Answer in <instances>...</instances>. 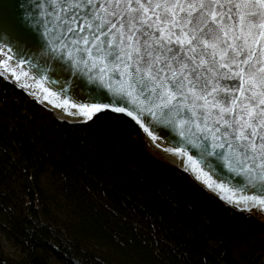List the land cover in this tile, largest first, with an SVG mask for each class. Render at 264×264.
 Returning <instances> with one entry per match:
<instances>
[{
	"label": "trees",
	"instance_id": "16d2710c",
	"mask_svg": "<svg viewBox=\"0 0 264 264\" xmlns=\"http://www.w3.org/2000/svg\"><path fill=\"white\" fill-rule=\"evenodd\" d=\"M264 264V222L110 111L70 124L0 77V264Z\"/></svg>",
	"mask_w": 264,
	"mask_h": 264
},
{
	"label": "snow or ice",
	"instance_id": "6c2138e0",
	"mask_svg": "<svg viewBox=\"0 0 264 264\" xmlns=\"http://www.w3.org/2000/svg\"><path fill=\"white\" fill-rule=\"evenodd\" d=\"M39 5L53 50H66L69 58L78 57L77 65L98 70L114 98L81 105L69 115L88 120L103 110L124 113L149 136L146 115L169 124L181 117V136L187 127L196 139H210L214 150L226 149L216 155L240 186L217 182L181 149L186 170L225 202L264 211V0H39ZM5 51L11 49L0 45V54ZM8 60L0 55L5 69ZM13 76L22 78L15 70ZM248 188L257 194H245Z\"/></svg>",
	"mask_w": 264,
	"mask_h": 264
},
{
	"label": "water",
	"instance_id": "95a60500",
	"mask_svg": "<svg viewBox=\"0 0 264 264\" xmlns=\"http://www.w3.org/2000/svg\"><path fill=\"white\" fill-rule=\"evenodd\" d=\"M42 17L43 11L39 0H3L2 7H0V21H2L0 45L5 50L11 49V52L5 51L0 55L4 60H8V56L11 55L12 59L8 60L7 69L0 61V73H3L0 77L49 111L55 119L70 124L86 123L98 113L88 120L82 115H69L68 113L78 112L81 105L108 103L114 98L105 87V83L100 81L98 70L89 71L90 66L77 65L75 61L78 57L69 58L66 50H53L49 44L50 37L45 33ZM20 64L22 68L17 67ZM13 70L17 76L22 77L20 81L14 78ZM24 73H27V76H24ZM24 83L28 84L29 88L20 86ZM45 89L47 91H44ZM33 92L36 95H33ZM44 96L48 99H43ZM64 100H68L69 104L56 107L57 104L63 105ZM72 104L77 107L71 108ZM119 114L126 116L136 125L146 146L156 156L185 172L199 187L216 197L224 205L236 211L251 214L264 222V211L256 208L243 210L241 207L220 199L218 194L195 178L190 168L186 170L187 156L178 154L181 149L186 151L193 160L199 162L204 171L210 172L217 182L239 187L240 185L237 184L239 178L230 172L225 161L216 155L217 152L226 151V149L214 150L210 139L207 142L196 139L187 127L184 129L185 135L181 136L178 126V120L181 117H175L174 122L169 124L146 115L145 127H148L152 133L149 136L131 117L124 113ZM190 140L201 144V147H193L189 143ZM245 194L256 195L257 193L248 188ZM29 263L47 264L42 254L33 247H31Z\"/></svg>",
	"mask_w": 264,
	"mask_h": 264
},
{
	"label": "rangeland",
	"instance_id": "374dc122",
	"mask_svg": "<svg viewBox=\"0 0 264 264\" xmlns=\"http://www.w3.org/2000/svg\"><path fill=\"white\" fill-rule=\"evenodd\" d=\"M149 149V148H148ZM150 150V149H149ZM151 151V150H150ZM152 152V151H151ZM153 153V152H152ZM154 154V153H153ZM155 155V154H154ZM158 157V156H157Z\"/></svg>",
	"mask_w": 264,
	"mask_h": 264
}]
</instances>
